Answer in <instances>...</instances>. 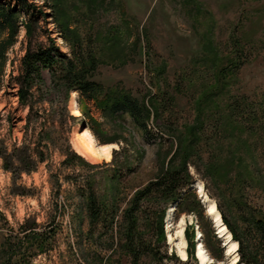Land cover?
<instances>
[{
	"label": "rangeland",
	"instance_id": "obj_1",
	"mask_svg": "<svg viewBox=\"0 0 264 264\" xmlns=\"http://www.w3.org/2000/svg\"><path fill=\"white\" fill-rule=\"evenodd\" d=\"M29 1L46 15L38 24L39 41L45 44L51 38L67 56L81 53L91 72L88 77L99 84L100 91L92 99L70 92L63 115L74 120L37 121L31 140H37L44 125V130L52 127L53 145L49 144L47 162L36 171L21 174L14 182L0 160V264H88L87 258H94L96 264H115L120 256L128 264L121 253L103 247L105 236L97 244L80 240V228L83 233L88 230V219L79 212L81 197L75 182L91 177L95 192L106 198L110 186L103 180L117 168L119 224L134 194L170 163L179 162L181 156L173 158L178 149L195 154L190 162L198 171L193 166L188 171L196 199H186L178 209L174 206L171 218L173 205L169 204L156 224L154 212L159 210L153 200L143 202L139 212L144 241L152 244L149 249L157 252L159 264H200L196 240L200 236L207 251L204 230L222 256L214 259L207 251L210 264H232L235 257L242 264L238 245L236 254L227 255L225 239L194 188L198 182L243 238L245 254H254L258 237L249 223L264 220V0ZM25 28L21 19L18 35L8 41L4 59L0 58V149L8 151L24 141L27 110L19 106L16 87L9 79L17 74L24 54ZM6 34H0V42L7 39ZM42 76L49 85V72L43 71ZM120 93L144 104L146 131L128 115L113 117L102 110L104 96ZM73 100L79 117L71 114ZM235 115L246 125L236 121ZM81 129L89 131L98 146H116L109 161L84 153L77 141ZM66 144L99 167L61 166ZM50 174H59L60 189ZM69 175L75 177L63 180ZM28 218L35 219L40 232H54L43 254L31 242L17 244L23 237L19 226ZM183 221L185 261L176 246ZM202 223H207L205 229ZM213 234L221 240L218 250ZM10 235L12 251L6 261L5 238ZM141 260L150 262L147 255Z\"/></svg>",
	"mask_w": 264,
	"mask_h": 264
},
{
	"label": "trees",
	"instance_id": "obj_2",
	"mask_svg": "<svg viewBox=\"0 0 264 264\" xmlns=\"http://www.w3.org/2000/svg\"><path fill=\"white\" fill-rule=\"evenodd\" d=\"M45 16L42 10L29 0H0V34L7 33V39L0 42V58L4 59V50L7 49L6 44L8 41L18 35L21 19H23L26 27L24 54L20 58L17 74L15 76L10 75L9 79L10 83L16 87L19 106L27 110L24 141L20 146H13L10 151L4 147L0 149L1 168L12 175L14 182L21 174H30L36 171L39 165L47 162L49 144L53 145L50 138L52 127L44 130L43 125L37 140L33 142L31 136L37 127V121L42 118L43 123L53 124L55 119L69 118L70 116L66 115V106L70 92H76L79 96L92 99L97 97L100 91L99 84L88 77L91 72L88 71L87 63L81 53L76 54L73 52L72 56H67L59 52L51 38L47 37L45 44L39 41L38 24ZM43 71H48L50 74L49 85H46L43 79ZM104 97L102 110L106 114L113 117L128 115L142 130L146 131V108L144 104L125 93L117 94L111 98ZM43 104H48V108H43ZM64 112L65 115H63ZM70 119L74 120L73 117H70ZM234 119L244 123L242 118H238L236 115ZM27 137L30 140H27ZM61 155L64 157L60 162L63 167L71 168L74 165H82L89 169L99 167L85 161L83 157L72 150L69 144H66L64 150L61 151ZM177 156L181 157L176 165L170 163L168 168L155 180L149 182L134 194L128 203V207L123 211L122 220L119 224L116 220L120 200L115 186V183H118L120 179L117 168L114 167L112 172L106 175L103 180L104 183H108L110 186V194L106 198L95 192V183L91 177L85 178L78 184L75 182V185H78L76 192L81 197L79 212L80 214L84 212L88 219V230L83 233L80 228V240H85L86 243L94 241L97 244L96 241L102 240V236H105L104 240L106 242L102 244L103 247H108L107 249L111 253H121L128 258V264H147L141 260L144 255H147V258L150 259L148 264H152V262L154 264L161 263L162 260L156 258L157 252L149 249L152 244H146L144 241V230H140L139 227V212L143 202L153 200L158 205L159 210L157 214L154 212L156 224L161 220L164 210L169 204L178 209L186 199H196V195L192 190L193 177L188 171L189 166H193L198 171L196 165L190 162L191 156L195 157V154L190 155L189 150L181 151V149H178L173 158H177ZM74 177L73 175L65 176L63 180L67 181ZM50 178L54 180L57 190L60 189L61 185L58 184L59 174H50ZM13 193L15 195H25L19 191ZM197 204L199 205L198 200ZM217 208L232 239L238 243L240 262L242 264H264V220L257 219L252 221L251 224L249 223L251 229L257 234L258 250L251 255L245 254L243 238L227 221L219 205H217ZM200 218L203 219L202 213ZM206 226L207 223H202L204 229ZM40 227L35 219H25L19 226L23 237L17 240V244L22 245V242H31L32 245L37 247L38 253H45L47 250L46 245L54 237V232H40ZM159 234L161 233L159 232ZM208 235L204 230L205 247L211 257L220 259L222 257L221 253H217L211 246ZM212 238L215 240L218 250L221 240L216 238L214 234ZM5 240L8 247V251L5 252V260L10 261V257H7V255L8 252L11 253L12 251L10 242L12 236H7ZM99 241L98 244L101 243ZM187 253L189 256L191 255L190 252ZM82 255L84 258L88 257L86 252H82ZM87 261L88 264H96L94 258H87ZM115 264H123L121 256L116 259Z\"/></svg>",
	"mask_w": 264,
	"mask_h": 264
},
{
	"label": "bare ground",
	"instance_id": "obj_3",
	"mask_svg": "<svg viewBox=\"0 0 264 264\" xmlns=\"http://www.w3.org/2000/svg\"><path fill=\"white\" fill-rule=\"evenodd\" d=\"M71 114L74 117H79L81 115L75 100H73ZM77 141L78 143L84 146L83 149L86 155H92L95 156L96 158H102L107 161L111 159V150H113L116 147L115 145L98 146L93 135L89 131H84L83 129H81L77 133ZM194 188L197 190L198 195L202 199H204V201L207 203V214L210 216L214 226L218 228V234H220L225 239L226 242L225 246L228 249L227 255L236 254L238 244L236 241L232 239L230 232L227 230L226 226L222 222L221 215L217 209L216 203L211 198H209L208 195L205 193L204 186L201 182L196 183L194 185ZM174 210L175 208L174 206H172L169 212V217L170 214L174 212ZM179 229L180 230L177 233L178 243L176 244V246L182 261H185L187 259V254H186L187 243L184 238V230H185L184 221L181 223ZM196 242H197L196 258L198 259L199 263L210 264L212 259L209 257L207 251L205 250L203 244L201 243L200 238H198ZM237 259L238 258L235 257L232 261V264H240Z\"/></svg>",
	"mask_w": 264,
	"mask_h": 264
},
{
	"label": "built area",
	"instance_id": "obj_4",
	"mask_svg": "<svg viewBox=\"0 0 264 264\" xmlns=\"http://www.w3.org/2000/svg\"><path fill=\"white\" fill-rule=\"evenodd\" d=\"M199 237H200V236H199ZM199 237H198V238H199Z\"/></svg>",
	"mask_w": 264,
	"mask_h": 264
}]
</instances>
